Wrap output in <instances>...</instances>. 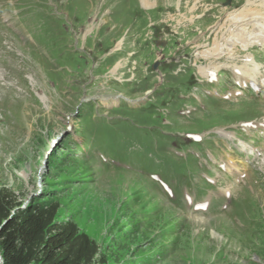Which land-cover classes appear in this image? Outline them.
Segmentation results:
<instances>
[{"label":"rangeland","instance_id":"374dc122","mask_svg":"<svg viewBox=\"0 0 264 264\" xmlns=\"http://www.w3.org/2000/svg\"><path fill=\"white\" fill-rule=\"evenodd\" d=\"M149 2L0 0V188L23 204L46 191L45 199L59 202L56 218L73 220L110 264H264V252L255 255L248 239L264 227V92H245L250 81L237 85L233 76V69L248 78L255 70L264 85V0ZM116 62L121 67L112 71ZM210 66H218L212 82L200 75ZM119 94L109 107L100 98ZM109 119L118 140L137 133L148 137L146 147L94 160L100 170L55 153L67 133L69 144L89 136L90 126L104 134ZM242 120L253 127L236 124ZM163 129L172 139L157 134ZM180 142L193 156L186 179L206 189L200 198L190 194L189 209L208 204L193 215L164 198L160 184L169 183L171 165L155 157L167 147L174 162L183 160ZM144 158L159 164L148 173L160 183L138 174L148 169ZM238 211L245 229L231 222ZM163 226L167 235L153 241L140 230Z\"/></svg>","mask_w":264,"mask_h":264},{"label":"trees","instance_id":"16d2710c","mask_svg":"<svg viewBox=\"0 0 264 264\" xmlns=\"http://www.w3.org/2000/svg\"><path fill=\"white\" fill-rule=\"evenodd\" d=\"M119 142L114 138L110 146L117 147ZM58 148L65 150L64 157L78 158L70 154L67 145ZM75 162L74 166H77ZM45 192L31 197L23 207L24 198L17 200L8 189L0 188L1 264H31L33 261H39V264H108L96 241L80 231L73 220L59 221L56 218L59 202L45 199ZM140 230L150 241L160 238L154 230ZM255 242H261L264 247V233ZM262 252L263 248L257 251Z\"/></svg>","mask_w":264,"mask_h":264},{"label":"bare ground","instance_id":"6f19581e","mask_svg":"<svg viewBox=\"0 0 264 264\" xmlns=\"http://www.w3.org/2000/svg\"><path fill=\"white\" fill-rule=\"evenodd\" d=\"M141 2V5L143 8H147V7H152L150 6V2L149 0H140ZM244 12H242L243 14ZM92 24L88 25L85 30H84V35L87 34L91 29H92ZM123 41V40H122ZM120 44V40L117 41V43L115 44V47L116 49L118 48V46ZM118 67H121L119 66V62H116L113 67L111 68L112 71H115L116 69H118ZM262 67H264V65H262ZM218 69V66H210L209 68H205V69H201L200 70V75L203 76V77H208V78H211L212 76H215V71ZM253 70V69H252ZM248 71L250 72V69H248ZM233 72H234V78L236 79V82H239V83H242L244 81V78L245 76H243V72L239 71V70H236V69H233ZM247 76V75H246ZM254 76H256V71L254 72ZM264 76V74H263ZM263 88L264 90V85H257V87H255V89H258V88ZM101 98V101L106 103L107 105H112L116 102H118V96H112L111 97V100L108 102L106 101V97H100ZM106 98V99H105ZM263 124V123H262ZM242 126L244 127H248L249 125H247L246 123H242ZM218 130V129H217ZM216 130V131H217ZM228 135V134H226ZM230 136V135H229ZM227 136V137H229ZM234 167L233 163L231 161L228 162V166H227V170H230L231 167ZM42 167H39V170L42 171ZM39 171V174H41V172Z\"/></svg>","mask_w":264,"mask_h":264},{"label":"water","instance_id":"95a60500","mask_svg":"<svg viewBox=\"0 0 264 264\" xmlns=\"http://www.w3.org/2000/svg\"><path fill=\"white\" fill-rule=\"evenodd\" d=\"M154 66H156V65H154ZM0 264H1V258H0Z\"/></svg>","mask_w":264,"mask_h":264}]
</instances>
